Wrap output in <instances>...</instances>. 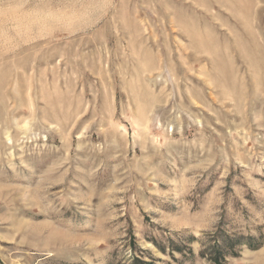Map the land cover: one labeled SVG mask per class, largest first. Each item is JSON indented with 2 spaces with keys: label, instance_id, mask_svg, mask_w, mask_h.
Returning <instances> with one entry per match:
<instances>
[{
  "label": "rangeland",
  "instance_id": "1",
  "mask_svg": "<svg viewBox=\"0 0 264 264\" xmlns=\"http://www.w3.org/2000/svg\"><path fill=\"white\" fill-rule=\"evenodd\" d=\"M0 264H264V0H0Z\"/></svg>",
  "mask_w": 264,
  "mask_h": 264
},
{
  "label": "bare ground",
  "instance_id": "2",
  "mask_svg": "<svg viewBox=\"0 0 264 264\" xmlns=\"http://www.w3.org/2000/svg\"><path fill=\"white\" fill-rule=\"evenodd\" d=\"M238 11V10H237ZM239 14V13H238ZM197 48V47H196ZM223 68V67H222ZM221 69V68H220ZM195 92V91H194ZM192 95V94H191ZM196 95V94H195Z\"/></svg>",
  "mask_w": 264,
  "mask_h": 264
}]
</instances>
